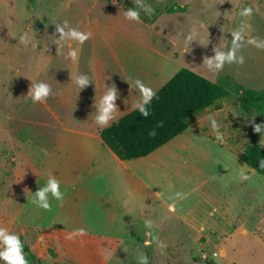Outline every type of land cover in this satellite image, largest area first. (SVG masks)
I'll return each mask as SVG.
<instances>
[{"label":"crops","instance_id":"0c3cea01","mask_svg":"<svg viewBox=\"0 0 264 264\" xmlns=\"http://www.w3.org/2000/svg\"><path fill=\"white\" fill-rule=\"evenodd\" d=\"M117 7L119 12L110 19L108 14L95 13L98 6L92 4L82 10L83 17L67 20L70 27L91 34L82 44L58 38L49 23L41 31L42 36L49 33L48 38L32 40L22 55L12 59L25 102L30 101L34 110L35 137L16 147L17 198L7 216L37 262L49 258L51 264H110L128 243L122 239L127 231H138L143 238L138 247L144 252L175 253L178 247L190 246L183 237L227 236L232 230L228 222L239 218L233 205H209L216 186L232 183V194V188L239 186L231 176L235 163L239 171L248 168L241 152L209 137L205 112L211 107L186 130L141 158L120 160L102 142L94 102L104 83L114 84L119 92L113 123L131 112L132 105L148 95L147 89L155 94L178 71L171 52L156 47L154 35L152 40L141 39V31L152 29L153 23L126 20L125 9ZM73 49L75 59L69 55ZM78 73L92 80L80 90L73 82ZM38 80L47 82L52 94L34 103L27 92ZM48 172L60 180L65 195L62 204L50 196L52 207L44 210L32 199ZM177 192L182 197H176ZM204 205L209 206L210 222L197 224L191 214ZM146 219L152 220L151 228ZM78 228H84L85 235L69 239L68 234ZM160 241L165 248L158 246Z\"/></svg>","mask_w":264,"mask_h":264},{"label":"rangeland","instance_id":"374dc122","mask_svg":"<svg viewBox=\"0 0 264 264\" xmlns=\"http://www.w3.org/2000/svg\"><path fill=\"white\" fill-rule=\"evenodd\" d=\"M143 2L151 5L154 12L149 16L141 11L143 19L140 20L150 25V18H157L152 29H143L140 37L143 40L155 37L156 47L163 52H171L174 57L173 67L177 70L186 68L213 82L227 76L243 89L258 92L264 90V49L248 43V39L252 37L264 39V0ZM92 4L98 6L95 13L101 16L108 14L110 19L119 12L117 6L124 9L137 7L138 0H0V226L7 227L18 235L20 232L13 230L12 221L7 216L9 207L13 206L17 198L20 157L15 155L16 147L24 143L25 138L35 135L31 125L34 110L30 107V101L25 102L24 88L11 69V64L14 63L12 59L25 52L27 45L21 42L20 36L26 35L31 43L32 40L41 38L42 28L46 24L50 23L52 31L55 29L54 24L58 22L78 20L84 16L85 11L82 10H87ZM105 5H108V9L100 10ZM171 5L183 6L185 11L165 13V8ZM245 6L253 9L250 17L239 15ZM242 21L250 25L245 31L246 38L239 52L245 57L244 64H225L219 72L210 70L204 58L214 54V47L227 49L231 45L230 32ZM190 32H195V36L194 41L188 44L186 36ZM48 35L44 34L42 38H48ZM238 96V93L232 92L229 97L218 101L205 112V120H208L209 115L215 116L219 129L224 134L222 145L235 152L242 153L253 135L264 149V134L254 132L252 126L254 123L264 122V115L254 108L243 109L237 101ZM209 132V137L217 141L211 127ZM30 142L35 143L33 140ZM236 165L235 163V167L230 168L234 170L231 178L235 182L239 180V186L232 188L233 194L230 190L232 183L226 188L216 186L211 191L213 196L209 204L210 208L216 204L233 205L236 213L240 211L237 221L234 219L228 222L232 229L229 230V235H188L182 240L190 246L178 247L175 253H166L144 252L138 247L143 239L138 231H127L122 239L128 243L110 264H139L140 253L148 256V264H264V177L252 169L244 168V165L239 171ZM241 174L247 176V179L242 180ZM205 207L199 206L191 214L197 224L206 220L210 222L207 215L209 206ZM99 230L105 231L104 227ZM219 231L215 230L216 233ZM214 252L217 253L216 257H212ZM25 256L29 264H51L49 258L37 262L26 253ZM48 256L53 257L51 252Z\"/></svg>","mask_w":264,"mask_h":264},{"label":"trees","instance_id":"16d2710c","mask_svg":"<svg viewBox=\"0 0 264 264\" xmlns=\"http://www.w3.org/2000/svg\"><path fill=\"white\" fill-rule=\"evenodd\" d=\"M184 11L183 6L171 5L165 8L167 14ZM156 18L151 17L149 22L153 23ZM140 19H143L141 15ZM232 92L239 94L237 101L243 109L254 108L264 115V90L258 92L243 89L227 76L213 82L194 71L181 68L152 96L146 105L147 116L132 110L111 123L110 127L99 130V136L118 159L141 158L186 130L197 115L229 97ZM160 122L162 126H157ZM152 129H155L156 134L149 136ZM262 157L264 149L253 135L240 158L248 168L264 177V167L258 163ZM19 236L24 245V253L39 261L30 253L23 236Z\"/></svg>","mask_w":264,"mask_h":264},{"label":"clouds","instance_id":"9594fccd","mask_svg":"<svg viewBox=\"0 0 264 264\" xmlns=\"http://www.w3.org/2000/svg\"><path fill=\"white\" fill-rule=\"evenodd\" d=\"M141 11H143L145 15L150 16L153 14L154 9L151 5L144 3L143 0H138L137 7H130L125 9L124 17L127 20L139 22ZM252 13L253 9L249 6H245L240 10L239 15L242 17H250ZM54 25L55 31L59 33L58 38L64 39L66 41L75 40L78 43L82 44L91 35L90 33L80 31L78 28L70 27L67 20L63 21V23L61 24ZM249 28L250 25H246L242 21L240 25H238L232 32H230L231 45L227 49H221L218 46L214 47V54L210 57L204 58L207 67L210 70L219 72L223 69L225 64H244L245 57L243 54H239V52L246 38L245 31ZM194 36L195 32H190L189 34H187L186 40L188 44L191 41H194ZM19 39L25 45H28L30 43L26 35L20 36ZM208 43L209 40L207 38V44ZM248 43L254 45L256 48L264 49V39H257L255 37H252L248 39ZM31 46L37 47V44H33ZM69 55L73 59H75L77 55L76 50H71L69 52ZM90 81L92 80L86 73H78L73 78V82L77 85L79 90L87 86ZM141 87L143 88V85H141ZM146 91L148 92V95H142L132 105L133 110L139 111L143 116L148 115L146 105L150 103L152 95H154L151 89H147ZM51 94V86L43 80L32 82L27 92V96H30L34 103L45 101ZM118 97L119 92L116 86L114 84L105 85L104 83V91L100 95L99 100L94 102V120L96 124L101 128L110 127L112 121L115 119L114 113L117 111L115 101L118 99ZM208 120L212 131L215 133L216 140L223 143L224 134L220 131L215 116L209 115ZM249 123H251V121H249ZM157 126H162V122L158 123ZM252 126L254 132L259 133L260 135L264 134V122L254 123ZM155 134V129L150 130L148 133L149 136H154ZM258 163L260 167H264V157H262ZM241 179L245 180L247 179V176L241 174ZM64 195L65 193L61 189L60 180L53 173L48 172L45 183L39 186L38 189L33 193L32 204L38 208L50 210L52 207L50 196L58 204H62ZM175 195L176 197H182L183 194L177 192ZM144 223L147 227L151 228L153 222L150 219H146ZM76 235H85V229H75L72 233L68 234V238L72 239ZM158 246L161 249L166 247V245L162 241L158 242ZM138 260L139 264H148V256L144 253L139 254ZM0 261H3V264H29V261L24 253V245L20 236L15 232L10 231L7 227L3 226H0Z\"/></svg>","mask_w":264,"mask_h":264},{"label":"built area","instance_id":"2783aa9c","mask_svg":"<svg viewBox=\"0 0 264 264\" xmlns=\"http://www.w3.org/2000/svg\"><path fill=\"white\" fill-rule=\"evenodd\" d=\"M215 256H217V253L215 252V253H213V257H215Z\"/></svg>","mask_w":264,"mask_h":264}]
</instances>
